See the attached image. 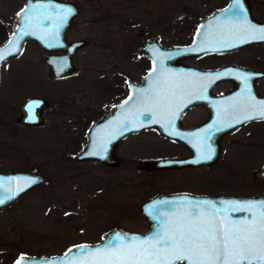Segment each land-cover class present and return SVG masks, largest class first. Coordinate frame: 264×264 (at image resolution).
I'll use <instances>...</instances> for the list:
<instances>
[{
	"label": "rangeland",
	"instance_id": "obj_1",
	"mask_svg": "<svg viewBox=\"0 0 264 264\" xmlns=\"http://www.w3.org/2000/svg\"><path fill=\"white\" fill-rule=\"evenodd\" d=\"M75 1L80 12L72 35L87 39L73 56L76 73L53 79L41 50L29 41L0 65V170L44 175L42 183L0 208V264H11L19 253H60L71 242L97 238L112 224L143 225L136 205L144 188L134 185L142 177L135 159L149 154V141L161 148L165 142L152 135L130 137L120 144L125 161L112 168L76 161L73 155L84 146L89 124L126 93L124 76L141 80L148 68L145 41L188 42L196 16L223 0ZM16 2L10 0L12 8ZM32 95L49 104L42 110L43 122L27 128L14 118L17 105ZM249 168L236 167L232 180H223L228 186L238 182L241 191L264 194V181L247 178ZM240 172L244 178L235 176Z\"/></svg>",
	"mask_w": 264,
	"mask_h": 264
},
{
	"label": "water",
	"instance_id": "obj_2",
	"mask_svg": "<svg viewBox=\"0 0 264 264\" xmlns=\"http://www.w3.org/2000/svg\"><path fill=\"white\" fill-rule=\"evenodd\" d=\"M241 2L248 13V16H251L245 2L243 0H241ZM233 3L234 0H228L225 6L207 14L202 21V27L198 26L194 28L190 40L184 44L179 43L178 45H162L154 38L146 40L142 46V51L148 59V68L141 75V80L139 82H135L132 80L130 74L125 75L126 93L121 99L115 102L105 114L90 124L86 133L85 144L74 154V159L76 161L99 160L106 164L115 166L120 159L115 154V148L118 140L128 132L136 131L146 127H155L158 129L160 134L170 137L179 143L188 145L191 147L190 150L194 155H191L192 157L189 158L142 159L136 163L137 168L145 170L165 168L187 163V161L195 159V153L198 152V142H200L195 141L194 131L196 126H193L189 129L183 128L179 123V115L186 107L192 104L203 103L211 106L214 100L211 101L206 99V96L214 94L209 90L210 84L222 79V77H227V71L229 67L225 65L220 68L201 70L188 63H185L184 60L206 51L227 50L230 48L221 46L219 41L222 39V37L219 39L206 38L202 31L210 30L205 26L207 21L212 20L213 23H216V21L219 20L221 16H227L224 10L228 9ZM33 8L36 10L35 13L32 11ZM63 8H71L73 10V14L68 17L63 26L60 28L58 40L47 41L42 39L41 37H43L47 31L55 29L56 20L61 14ZM25 9H28L27 15L34 17L30 22L32 27L26 30L31 31L34 34L21 36L18 29H24V24L22 23L23 18L19 16L18 13H21ZM78 13V7L73 2L68 0H24V4L16 13V19L12 25L10 33L0 42V48H4L9 39L12 38V34L16 33V40L18 43L12 48V54L8 55L6 59L18 55L22 49L23 42L26 40H31L42 50L41 57L44 63L47 65L48 72L52 77H65L72 75L78 70V66L75 64L73 56L79 50V48L85 45L86 40L83 38L67 40L65 37V30L69 26L72 19L78 15ZM257 24H259L258 26H264V22L261 23V25L260 23ZM220 29L221 28L216 27L213 30L217 31ZM197 33H201V35L198 36ZM201 47H204L205 50H201ZM193 48L195 49L194 51H187V49ZM61 64L63 65L62 71L59 70V66ZM153 69H155V72ZM161 72H163L169 83H180L184 86L174 100L172 109L174 114L171 117L172 125L169 126L164 121L157 123L155 120H150L145 113L144 115H139V119L136 121L135 125L129 124L127 129L121 134L119 125L124 121L125 115L131 111L132 105V101H129L128 104H125L124 102L128 100L130 96L133 97V100H135L137 89L150 88ZM217 72L221 73V75L213 76L211 79L198 77L196 75L207 73L215 74ZM221 94L227 95L228 92L224 91ZM31 102H38V106L32 108L30 111L28 105ZM122 105L123 107H121ZM46 106H48V101L43 97L35 95L27 97L17 105L18 114L14 119L21 125H38L43 121L42 110ZM94 140L97 141V143H104L106 145V150L97 155L91 154L94 151H98L92 147V142ZM191 142H194L193 145ZM215 153V151L212 152L210 160L215 157ZM251 175L253 177H264V166L252 168ZM12 177H31L36 180V183L32 184L31 186H24L23 190L21 191H15V185H13L12 193H4L0 191V197L6 195L11 196V199H6L3 204H0V208L10 204L20 195L44 181V175L34 170H0V179H4L5 182L8 178ZM182 197L189 196L179 194H161L152 196L139 202L137 208L149 223V230L143 234L127 232L114 227L106 231L102 239L94 244H72L67 246L60 253H51L48 255L19 253L11 264H61L62 261L63 264H106V257H104L103 254H94L91 256L87 255L81 252V246H84L87 249H96L98 247H102L106 242H110L112 235L115 233H124L128 236L139 237H147L152 235L162 227L160 221L166 220L167 216L173 214V212L164 210L165 207L173 208L172 205L161 203L154 211L156 213H165L166 215H161L158 220L154 219L153 215H150V211H152V205L157 201L162 202L179 200V198ZM231 200L262 201L264 200V195H220L214 199L216 202ZM230 215L235 219H239L244 215V213L233 212ZM66 253L67 255H65Z\"/></svg>",
	"mask_w": 264,
	"mask_h": 264
},
{
	"label": "snow or ice",
	"instance_id": "obj_3",
	"mask_svg": "<svg viewBox=\"0 0 264 264\" xmlns=\"http://www.w3.org/2000/svg\"><path fill=\"white\" fill-rule=\"evenodd\" d=\"M32 11L35 13V8ZM224 11L230 19L225 25L226 33L221 32L222 39L219 43L222 47H236L238 43L264 40V26H257L248 20V13L241 0H234V3ZM27 12L28 9H25L18 13L23 18L24 24V29H18L21 36L34 34L26 30L32 27L30 22L34 18L27 15ZM72 14L71 8H63L56 20L55 29L47 31L41 38L47 41L58 40L60 28ZM16 35L13 33L5 47L0 48V62L5 61L7 56L12 54V48L18 43ZM197 35L200 36L201 33ZM225 35L229 38L224 39ZM194 50V48L187 49V51ZM201 50L205 48L201 47ZM59 70H63L62 64ZM153 71L155 72V69ZM196 75L211 79L221 73ZM239 78L244 82L246 95L222 106L219 111L222 120L232 121L230 126L251 119L264 118V101H257L251 92L249 83L251 74H242ZM183 87L180 83H169L161 72L150 88L137 89L135 100L130 96L124 102L128 104L132 101V105L131 111L125 115L124 121L119 125L121 134L129 124L135 125L139 115L145 113L150 120H155L157 123L164 121L171 126L174 100ZM37 106L38 102H31L28 108L31 111ZM221 122L218 121V123ZM92 147L98 150L92 152L93 155L106 150L104 143H97L95 140L92 142ZM197 150L200 152V159H211V149L206 148L203 141L199 142ZM34 183L36 180L31 177H12L6 182L0 179V191L12 193L13 185H15V191H21L24 186H31ZM6 199H11V196L0 197V204H3ZM161 203L172 205L173 214L167 216L166 220L160 221L162 227L154 234L139 237L115 233L110 242H106L104 246L96 249L81 246V252L90 256L103 254L106 257V264H177V262L181 264L184 262L186 264H264V200L216 202L182 197L179 200L157 201L150 211L154 219L158 220L161 215H166L154 211ZM233 212H242L244 215L235 219L230 215Z\"/></svg>",
	"mask_w": 264,
	"mask_h": 264
},
{
	"label": "flooded vegetation",
	"instance_id": "obj_4",
	"mask_svg": "<svg viewBox=\"0 0 264 264\" xmlns=\"http://www.w3.org/2000/svg\"><path fill=\"white\" fill-rule=\"evenodd\" d=\"M68 1L73 2L78 7L80 12L79 2L77 3L75 0ZM227 1L228 0H223L216 8L211 9L210 11L207 10L205 13L203 12L196 16L194 28L201 26L202 21L207 14L222 8L226 5ZM243 1L247 5L251 15L248 16V20L257 26L259 25L257 23H260L261 25V23L264 22V0ZM23 4L24 0H17L15 6L12 8L10 0H0V36L3 37L2 39H5V37L10 33L12 25L16 19V13ZM76 16L72 19L69 26L65 30V37L67 40L83 38L86 40V45V37L72 35ZM229 19V16H221V18L216 21L217 24L213 23L212 20L207 21L205 26L210 30L202 31V33H204L206 38H221V32L224 31L226 33L227 31L225 25ZM216 27L221 29L214 31L213 29ZM223 38H228V36L225 35ZM27 41L34 43L31 40H26L24 42ZM184 43L186 42H183L182 44ZM190 58H195L198 61L195 63L187 61L184 62L201 70L220 68L225 65L229 67L227 77H222V79L210 84L209 90L214 94L206 96V99L211 101L214 100L211 106L203 103L192 104L186 107L179 115V123L183 128L189 129L196 126L194 131L195 141H203L206 148L211 149V153L213 151L216 152L215 157L212 160L200 159V152H196L195 159L189 160L187 163H182L180 165L149 170L137 168L136 163L142 159L189 158L192 157L191 155H194L190 150L191 147L188 145L179 143L170 137L160 134L158 129L155 127H146L128 132L118 140L115 148V154L120 159L115 166L106 164L99 160L94 161L99 162L104 167H118L125 161L124 157L120 154V144L124 140L138 134H144V136L152 135L153 137L164 141L165 146L161 148L158 144L155 146L156 144L153 141H149V144H145L147 146L146 150H150L149 154L135 159L134 167L142 177L137 179L134 182V185L144 188V192L138 203L152 196L161 194L188 195L190 198L207 199L211 201H214V199L220 195H264L260 192L241 191L239 190L241 185L238 184V182L232 183L231 186H228L230 182L223 180L225 178H230V180H232L231 178L236 172V167L241 168L248 166L250 167V170L249 177L247 178H253V180L259 182L264 181V177H253L251 175L252 168L264 166V118L251 119L244 121L243 123L230 126L232 121L230 119L222 120V117L219 114L222 106L231 103L238 97L246 95L244 82L239 78L242 74H251V79L249 81L251 85V92L257 101H264V40H251L246 43H240L236 47H230L227 50L206 51ZM3 62L5 61H2L0 65L3 64ZM224 91L228 92V94L222 95L221 93ZM107 111H103L100 117ZM92 113L98 114L97 111ZM218 121L222 122L218 123ZM25 126L29 128L28 126L31 125ZM193 143L191 142L192 145ZM237 174L238 175H235L237 178H244L241 176V172ZM164 210L173 212L172 207H165ZM137 211L142 217V226L140 225L138 228H130L120 226L118 224H112L106 229H103L100 235L95 239L71 242L67 246L77 243L94 244L102 239L106 231L114 227L127 232L143 234L149 230V223L140 213L138 208ZM177 264H181V262H177ZM184 264L186 263L184 262Z\"/></svg>",
	"mask_w": 264,
	"mask_h": 264
}]
</instances>
